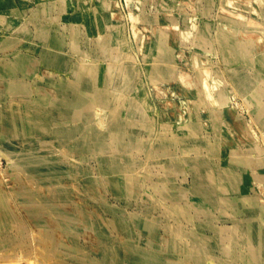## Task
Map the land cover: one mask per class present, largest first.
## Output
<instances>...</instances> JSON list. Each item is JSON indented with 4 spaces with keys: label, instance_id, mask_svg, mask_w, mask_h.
<instances>
[{
    "label": "rangeland",
    "instance_id": "rangeland-1",
    "mask_svg": "<svg viewBox=\"0 0 264 264\" xmlns=\"http://www.w3.org/2000/svg\"><path fill=\"white\" fill-rule=\"evenodd\" d=\"M238 3L0 0V57L41 78L0 79V264H264V0Z\"/></svg>",
    "mask_w": 264,
    "mask_h": 264
},
{
    "label": "crops",
    "instance_id": "crops-1",
    "mask_svg": "<svg viewBox=\"0 0 264 264\" xmlns=\"http://www.w3.org/2000/svg\"><path fill=\"white\" fill-rule=\"evenodd\" d=\"M230 1H231V6L232 7H234V6H238L239 7V3H238L239 0H230ZM231 11L233 12L234 10H231ZM97 16L98 15L96 14L94 16V18L97 20V25H98L99 29H102V27H103V22L102 21L103 20L100 19V18H98ZM248 28H250V30L252 28H254L253 24H251L250 26L248 25ZM259 35H260L259 33L257 35H255V36L253 35L254 38H252L250 36V37L247 38V40L250 41L251 43H253L254 46H257V43L255 41L257 39H259L258 38ZM72 39H73V41H75L74 37ZM261 55H263V56H258L257 60H259V61L260 60H262V61L264 60V46H263V53ZM17 56H18V52H15V55L12 56V58L11 57H6L5 55L2 56V57H0V79L5 80V81L8 82L7 84H9V85H7V86H9V87H7V89H6L7 91L9 89H12V90L16 89V90H18L17 89V86H18L23 91V94H24L23 97H22V98H24L23 100H25L26 98H30L31 99L35 95L34 93L36 91H33L32 85L31 84L29 85L28 82H30V78L32 76L38 77V73H36V72H34V70H32V72L30 71L28 77L16 79V76L20 75V73H19L20 72V69L14 63V61L17 60V58H16ZM53 57H54V59L56 61H58L59 63H61L64 68L67 67L68 64H66V59H65V57H64L63 54H61V53H55ZM28 63H29V66H30V64H31L30 58H28ZM73 68H72L71 71L74 74ZM49 74H47V75L45 74V76H43V78L46 77V76H49ZM260 74L262 76H264V70L263 71L261 70ZM79 75H80V73H78L76 75L74 74V77L75 78H78ZM103 75H104L105 79H107L106 78V74L103 73ZM4 77H6L7 79H5ZM38 79H41V78L40 77L39 78H35L34 81L32 82V84L35 83ZM61 79H63V78H61ZM82 80H83V75L81 76V81ZM61 81H60V79H58L56 82H60L61 83ZM76 85H78V83L76 82V79H75L74 84L73 83L70 84L71 89L70 90L63 91L66 96L63 95V98H60L59 97L57 100L52 101V103L55 104V106H58L63 111H65L69 115V117H71L70 116L71 113H70L69 109H73L75 111L80 110L81 111V114H82L83 113V110H84V107L83 106L89 101V99L87 97H85V99L81 98L80 92L76 88ZM73 88H75V89H73ZM22 98H20V100ZM46 98H47V96L41 95L39 93V91H38L37 94H36V100L35 101H38V102L40 101V102L44 103V102L48 101ZM131 107H132V105H131ZM131 107L129 108V110L131 109ZM26 108L29 109L28 107H26ZM136 111L137 110H135L133 112H131V111H129V112L130 113H134ZM25 116H26L27 119H29V121L32 120V119L34 120V116L32 114L28 115V113H27ZM25 116H24V118H25ZM1 188L2 187H0V189Z\"/></svg>",
    "mask_w": 264,
    "mask_h": 264
},
{
    "label": "bare ground",
    "instance_id": "bare-ground-1",
    "mask_svg": "<svg viewBox=\"0 0 264 264\" xmlns=\"http://www.w3.org/2000/svg\"><path fill=\"white\" fill-rule=\"evenodd\" d=\"M224 3V2H223ZM227 3V2H226ZM256 7V6H255ZM257 8V7H256ZM264 13V12H263ZM118 13H113V15H117ZM262 14V13H261ZM97 21V20H96ZM139 23V22H138ZM135 24V23H134ZM116 25V24H115ZM172 25V24H171ZM254 29V28H253ZM110 31V30H109ZM122 33V32H121ZM253 35H256L255 33H253V32H251ZM200 34V33H199ZM202 35V34H201ZM253 35H250L251 37L253 36ZM110 36V35H109ZM249 36V37H250ZM102 38V37H101ZM205 38V37H204ZM104 40V39H103ZM207 41V40H206ZM194 45V44H193ZM261 46V45H260ZM201 47V46H200ZM206 50V49H205ZM262 53V52H261ZM86 61V60H85ZM97 63V62H96ZM96 65V64H95ZM93 66V62H85V64H84V66H82L81 65V63L79 62V63H77V65L73 68V71H74V74L76 75V74H78V73H80L81 72V70H83V69H85V74H83V80L81 81L82 83H81V86H80V88L78 89L79 90V92H80V95H81V98H83V99H85V97H87L88 99H90V98H92L93 96L92 95H94V88H95V85L96 84H98V81H97V79H98V76H100V74L99 73H97V71L94 69V70H92V67ZM97 69V68H96ZM36 78H39V77H36ZM28 84L30 85H32V82L30 81V82H28ZM244 86V85H243ZM253 88V87H252ZM252 90V89H251ZM252 95L254 96V98L257 100V103L259 104V105H261L262 107H264V98H262V97H260V96H258L256 93H255V91L253 90L252 91ZM222 96V95H221ZM225 97V96H224ZM258 98L260 99V100H258ZM223 99L224 98H222V99H220V101H223ZM254 100V99H253ZM122 103V102H121ZM131 111V110H130ZM258 113L260 114V116H261V118H262V123H264V115L263 114H261V112H259L258 111ZM2 122V121H1ZM5 122V121H4ZM5 124V123H4ZM7 124V123H6ZM74 126H75V124H74ZM77 131V130H76ZM4 135L5 136V134H7L6 132L4 133V132H1V135ZM3 136V137H4ZM2 138V137H1ZM10 144V143H9ZM7 145V144H6ZM10 148V147H9ZM5 155L6 156H8V158L10 159H6L5 158ZM14 155H15V152H13V151H10L8 148L7 149H4L1 145H0V160H8V161H11V160H13V158H14ZM259 166H260V168H262L263 169V171H264V162L261 160V162H260V164H259ZM141 256L142 257H139V256H129V258H127V259H129V260H127L128 262H129V264H138V263H140V264H143V263H145V264H157V263H150V261H156V260H149L148 258H146V257H143V255L141 254ZM150 258H151V256H150ZM158 261L161 263L162 262V264H165L166 262H164V260L163 259H158ZM166 264H168V263H166Z\"/></svg>",
    "mask_w": 264,
    "mask_h": 264
}]
</instances>
